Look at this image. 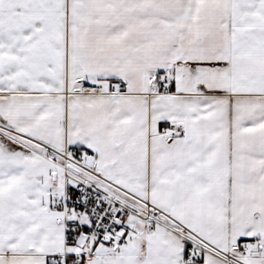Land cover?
<instances>
[{
    "label": "snow or ice",
    "instance_id": "obj_1",
    "mask_svg": "<svg viewBox=\"0 0 264 264\" xmlns=\"http://www.w3.org/2000/svg\"><path fill=\"white\" fill-rule=\"evenodd\" d=\"M0 264H264V0H0Z\"/></svg>",
    "mask_w": 264,
    "mask_h": 264
}]
</instances>
